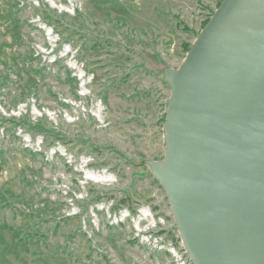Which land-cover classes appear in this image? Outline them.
<instances>
[{
    "label": "rangeland",
    "instance_id": "obj_1",
    "mask_svg": "<svg viewBox=\"0 0 264 264\" xmlns=\"http://www.w3.org/2000/svg\"><path fill=\"white\" fill-rule=\"evenodd\" d=\"M221 1L0 0V264H175L131 217L166 221L168 245L173 221L145 166L163 158V73ZM122 208L129 220L113 223Z\"/></svg>",
    "mask_w": 264,
    "mask_h": 264
},
{
    "label": "water",
    "instance_id": "obj_2",
    "mask_svg": "<svg viewBox=\"0 0 264 264\" xmlns=\"http://www.w3.org/2000/svg\"><path fill=\"white\" fill-rule=\"evenodd\" d=\"M163 81V158L145 166L190 263L264 264V0H222Z\"/></svg>",
    "mask_w": 264,
    "mask_h": 264
},
{
    "label": "built area",
    "instance_id": "obj_3",
    "mask_svg": "<svg viewBox=\"0 0 264 264\" xmlns=\"http://www.w3.org/2000/svg\"><path fill=\"white\" fill-rule=\"evenodd\" d=\"M47 37L52 35L50 29L44 28ZM55 44V40H50ZM54 46L50 48V52H52ZM65 54H69V49L65 48V50H61ZM69 66H71L75 70V74L77 75V80L79 81V89L82 94H86V86L90 83V78L85 74L80 66L77 65L76 62L72 60H68ZM171 215V214H170ZM131 214L126 208H122L110 216V219L115 224H122L125 221L129 220ZM172 220V219H171ZM173 221V220H172ZM166 222V221H165ZM165 222L162 218H158L156 221L154 216L151 213L150 209L142 208L141 211H136V213L131 217V223L133 227V235L135 238H138L140 242L148 243L154 248L165 249L168 246V250L170 255L173 257L175 264H191L188 256L183 248V245L179 239V236L175 230L174 223H172V233L171 237L167 239L168 245L162 246L163 237L165 234L160 232L165 231L164 226ZM160 237H158V235ZM176 241V246H174L173 242Z\"/></svg>",
    "mask_w": 264,
    "mask_h": 264
},
{
    "label": "bare ground",
    "instance_id": "obj_4",
    "mask_svg": "<svg viewBox=\"0 0 264 264\" xmlns=\"http://www.w3.org/2000/svg\"><path fill=\"white\" fill-rule=\"evenodd\" d=\"M107 176H108V175H107ZM89 177H90L92 180H94V178H96V177L91 176V175H90ZM103 178H104V177H103ZM103 178H101V180H99V178H96V179H98L99 181H102V180H104ZM99 181H98V182H99Z\"/></svg>",
    "mask_w": 264,
    "mask_h": 264
},
{
    "label": "trees",
    "instance_id": "obj_5",
    "mask_svg": "<svg viewBox=\"0 0 264 264\" xmlns=\"http://www.w3.org/2000/svg\"><path fill=\"white\" fill-rule=\"evenodd\" d=\"M207 23V22H206Z\"/></svg>",
    "mask_w": 264,
    "mask_h": 264
}]
</instances>
